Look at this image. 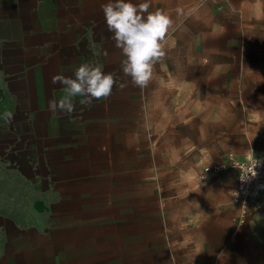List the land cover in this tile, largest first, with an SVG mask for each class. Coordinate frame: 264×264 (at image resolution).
<instances>
[{"label": "rangeland", "instance_id": "374dc122", "mask_svg": "<svg viewBox=\"0 0 264 264\" xmlns=\"http://www.w3.org/2000/svg\"><path fill=\"white\" fill-rule=\"evenodd\" d=\"M107 2L84 0L80 26L52 68L73 76L81 63H96L128 84L70 114L91 135L77 139L66 178L31 179L34 192L20 178L19 193L3 195L19 205L3 210L19 222L4 264H242L238 251L263 253L264 197L261 222L246 229L253 213L238 223L239 170H229L231 156L264 159V0H132L174 21L166 56L144 89L123 76L124 57L102 11ZM44 153L35 141L28 153L35 160L20 153L19 168L58 173ZM225 213L231 234L254 239L228 238L212 224ZM250 260L264 264V254Z\"/></svg>", "mask_w": 264, "mask_h": 264}, {"label": "crops", "instance_id": "0c3cea01", "mask_svg": "<svg viewBox=\"0 0 264 264\" xmlns=\"http://www.w3.org/2000/svg\"><path fill=\"white\" fill-rule=\"evenodd\" d=\"M83 4L84 0H0V264H4L6 242L17 238L19 229L18 218L4 216L3 213L5 208L18 210L17 198L11 196L5 199L3 195L18 194L20 178L26 179L21 183L22 187L32 192L31 188L35 185L31 179L42 176L66 178L64 170L67 163L75 161L76 149L80 146L77 139L91 135L84 132L87 124L75 120L77 115L70 117L61 112L53 115L48 108L51 98L58 99L64 94L59 85L53 86L50 82L53 75H64L63 68L54 70L52 64L56 57H63L60 51L68 46L67 35L77 32L80 26L77 18L82 16ZM71 18H74L73 23ZM69 44L76 46L77 40L74 38V42ZM52 50L55 52L50 53ZM80 99L74 98L76 109L81 106ZM5 111L14 114L11 124L5 123L2 118ZM35 141L45 146L44 158L57 166L58 173L51 169L44 175L36 169L26 173L19 168L20 153L29 162L35 160L28 155ZM52 151H57L58 155L54 156ZM229 172L237 173V170L231 168ZM263 197L264 194L259 199ZM33 205L39 208L42 204L41 201H34ZM260 211L263 210L256 204L250 212L253 214L246 229L261 222L255 220ZM212 222L220 231L226 232L228 238L254 239V234L250 233L231 234L233 223L228 213L219 215ZM7 226L11 229L8 235ZM202 240H206V234ZM238 252L244 258L242 264H252L250 259L253 256L264 254L252 248Z\"/></svg>", "mask_w": 264, "mask_h": 264}, {"label": "clouds", "instance_id": "9594fccd", "mask_svg": "<svg viewBox=\"0 0 264 264\" xmlns=\"http://www.w3.org/2000/svg\"><path fill=\"white\" fill-rule=\"evenodd\" d=\"M149 8L148 2L136 4L132 0H108L102 5L107 30L124 57L121 61L123 76L129 77L131 84L140 89L146 88L155 78V66L166 56L167 37L174 25L165 10L149 11ZM50 82L53 86L59 85L64 93L48 101L53 115L74 113L76 97H81L79 104L86 106L94 100H107L114 86L122 90L128 84L114 72L105 73L98 64L87 62L81 63L73 76L55 74ZM2 118L11 124L14 114L5 111ZM260 163L257 160L255 168Z\"/></svg>", "mask_w": 264, "mask_h": 264}, {"label": "built area", "instance_id": "2783aa9c", "mask_svg": "<svg viewBox=\"0 0 264 264\" xmlns=\"http://www.w3.org/2000/svg\"><path fill=\"white\" fill-rule=\"evenodd\" d=\"M257 160L261 163L255 168ZM231 167L239 170V175L232 190V200L239 206L237 221L245 222V218L256 207L257 201L264 194V159L248 155L245 159L230 158ZM254 171L256 175L254 176Z\"/></svg>", "mask_w": 264, "mask_h": 264}]
</instances>
